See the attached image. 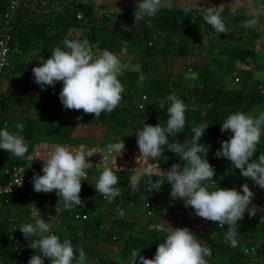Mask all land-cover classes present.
Returning <instances> with one entry per match:
<instances>
[{"label": "trees", "instance_id": "obj_1", "mask_svg": "<svg viewBox=\"0 0 264 264\" xmlns=\"http://www.w3.org/2000/svg\"><path fill=\"white\" fill-rule=\"evenodd\" d=\"M9 1L0 0V32L5 26L3 19L5 20ZM260 2L259 22L253 26L249 25V20L245 24L229 20L230 10L221 13L211 8L192 12L174 6L162 10L154 17L156 9L129 4L118 13L98 16L97 8L84 2H24L11 22L12 57L23 56L31 48L37 51L39 61L45 62L55 54L60 55L64 66L55 77L63 81H59L63 88L68 85V90L60 95L58 88L50 85V77L46 72L48 80L41 84L38 83V74H33L34 86L26 82L30 78V70L20 76H13L14 87L0 94V184L8 182L13 167L30 166L31 160L27 159V154H31L35 146L40 144L38 141L48 137L66 143L72 140L78 146L91 145L93 148L107 149L127 147L136 150L141 139L146 136L145 129H138L141 126L133 124L125 139L114 142L116 137L111 136L121 127L129 130V123L137 119L145 123L157 119H175L187 125L190 131L194 128L198 143L200 133L201 144L198 145V150L186 154L185 167L188 170L182 188L170 195L158 186L163 191L161 193L165 196L166 203L176 199L177 195L192 194L197 199L204 195L205 190L211 191L212 188H215L213 192L216 193L222 182L235 185L233 178L226 177L229 172L247 173L248 169L258 170L255 160L257 154L264 155V142L261 141L264 137V123L254 124L248 122L246 117L264 111V43L261 44L263 52L257 51L261 35L264 37V27H259L264 25V0ZM62 3H65V8ZM194 13L196 19L193 21ZM79 15L83 18L78 19ZM154 24L180 26L182 30L193 28L190 34L173 31L153 39V32L147 27ZM213 37L228 46L220 50L209 64L187 63L196 77L191 79L174 74V57L186 60L194 54L190 44L193 38H197L196 45H200L203 41L211 43ZM81 42L86 43V50L83 52L76 50V45ZM137 42H145L140 71L125 68L122 73H118L114 60L106 61V56L110 52L131 53L128 48ZM182 46L186 50L183 51ZM98 54L105 61L101 60L100 66L96 68ZM228 57L227 71H224V63L219 58ZM152 64L157 65L153 70L150 68ZM16 67L8 68L6 75ZM112 76L118 80L107 93L106 79ZM141 76L143 79L140 81ZM229 79L235 80V85L230 86ZM21 80L23 88L19 86ZM37 84L42 85V90L35 92ZM140 89L142 90L138 93ZM34 94L40 100L48 95L49 106H57L61 111V120L53 123L49 130H37L38 120H32V116L13 118L15 107L27 111L30 107L36 108L39 103L44 104V101L33 103ZM138 94L140 102L136 105L134 100ZM107 97L111 98V105L105 103ZM94 99L101 102L94 106L90 104ZM14 119H17L19 126L11 124ZM5 123L8 124L6 129ZM100 126L105 130L101 132L98 128ZM77 127L84 132L79 137L75 134ZM95 128L100 134L98 139L88 134L90 129ZM250 132H255L256 141H261L256 144L260 151L255 148V142L248 143L251 139ZM220 157L226 162H235L236 168L227 167ZM210 162H214L218 169L211 172ZM83 173L87 177L79 178L78 175L81 177ZM258 174L257 171H248L247 176L256 177ZM131 175L132 173L120 170L93 169L89 166L84 171L70 170L65 184H42L35 201L38 212L34 214V228H40L46 223L48 215L45 207L52 205L51 192L59 194L60 201L56 205L61 210L57 218L61 231L56 229L53 242H44L47 236L44 229H33L28 242L24 236L14 231L13 224L17 223L15 210L32 205L26 189L1 197L0 264H107L110 257H114L118 264H135L137 257L140 259L139 264H148V254L152 251L156 254L163 248V251L168 249L178 253L180 264H212L211 259L216 251H228L230 255L234 253L228 258L233 263L236 261L234 257H247L243 253L238 255L236 251L233 252V243L223 240V231L214 239H210L209 235L212 233L207 232L206 237L202 238L207 242L205 246L198 241L194 245H188L185 241H190L189 227L184 216L182 220L175 218L179 220L181 229L172 230L173 235L169 238L160 235L163 231L153 225L156 224L153 220L137 224L127 221L128 218L122 220L119 216L114 217L116 211L118 214L122 209H133L137 204L134 199L123 197V194H129L125 188ZM157 177L156 174L139 181V188L149 185ZM159 203L156 198L154 207L158 215H162L165 207H169L172 214L176 210L186 211L188 218L192 215L190 212H198L195 207ZM29 213L30 211L28 215ZM79 214L87 215L86 219H77L76 215ZM248 222L243 225L246 226ZM79 231H83L84 236H78ZM62 232L68 235L67 238H64ZM253 232L246 235L254 236ZM260 234L258 231V235ZM47 244L49 246L46 248ZM262 247L264 248L263 242ZM189 251L193 254H189ZM162 261L163 264H168L170 258L163 256Z\"/></svg>", "mask_w": 264, "mask_h": 264}, {"label": "rangeland", "instance_id": "obj_2", "mask_svg": "<svg viewBox=\"0 0 264 264\" xmlns=\"http://www.w3.org/2000/svg\"><path fill=\"white\" fill-rule=\"evenodd\" d=\"M66 3L68 4H79V3H87L90 5H93L95 8H97L98 16H101L103 14H109V13H118L119 11H123L124 7L131 4V6L135 7H147V8H153V9H161V8H171L174 6H177L180 9H184L187 11H192V12H201L203 9L206 8H211L212 10H219L221 13L230 10V15H229V20L236 21L239 24H245L247 20H249V25H257L259 22L258 18V12L261 7V2L260 0H65ZM63 8H65V3H62ZM78 19H82L83 16L79 15L77 16ZM196 19V14L194 13L193 16V21ZM198 20V19H197ZM199 21V20H198ZM264 27V25H260L259 27ZM245 27V26H242ZM241 27V28H242ZM151 32H153V35L151 38L157 39L161 38L163 34L168 33V32H181L183 34H190L193 27L187 30L182 28L180 26H175V27H169V26H164V25H150L147 27ZM238 28H240L238 26ZM181 30V31H178ZM198 42L197 38H193L192 41H190L191 44V49H193L194 54L190 55L186 58H177L174 57V64L176 68V72L174 74H180L182 76H186L188 78H194L196 75H194V72L192 71L191 68H189L187 63H192V64H197V63H207L209 64L210 60L215 59L218 56V52L222 50L223 48L227 47L228 44L226 43H221L216 40L215 37H213L212 42L208 43L207 41H203L202 44L196 45ZM264 43V37L261 35V38L258 41L259 47L257 48V51L263 52L261 44ZM145 46V42H137L135 45H133L131 48H128L131 52L129 53L126 51H123L121 55L114 57L111 55L106 56V61H118V60H125L126 61V67L129 70H133L136 72L140 71V64L142 62L141 57L144 56L143 48ZM39 47V46H37ZM46 48V46L44 45ZM51 48V45H50ZM158 48V47H157ZM181 49L184 51L186 50L185 46H182ZM76 50H86V43L81 42L76 45ZM37 51L35 49H29L25 54L23 53V56H16V58L12 57V54L10 56V62H11V69L13 67H16L17 65H20L19 67H16L11 73L7 74L5 78V83L2 85L0 91L3 94L6 92L8 89L10 90L12 87H14L13 84V76L17 77L20 76L21 74L29 71L30 78L26 79L27 84L29 83L30 85L34 86L33 84V74H38L39 79L38 83L41 84L44 82V80L47 79L45 76V72L47 70H51L55 74H58L59 69L63 68V58L55 54L49 58V60L44 61H39L36 57ZM103 56H100V54L97 55L96 57V68L100 66L101 60L105 61V58ZM230 57V56H229ZM228 58H219L220 62L224 63L223 65V70L227 71L226 63L228 61ZM133 61L135 63L133 64ZM132 62V63H131ZM21 64L22 67H21ZM63 65V66H62ZM32 66V67H31ZM37 67V69L35 68ZM157 65H153V68H156ZM183 67V68H181ZM172 73V72H171ZM52 75V78L50 77V85H53V82L55 81L58 84L59 87V92L64 95V90H68V85L66 88H63L62 85L59 83L62 82V80H59V77H55ZM143 79L141 76L140 81ZM48 80V79H47ZM66 83V81H64ZM10 83V84H9ZM228 84L230 86L235 85V80L229 79ZM17 86V85H16ZM19 86L23 88V82L22 80L19 82ZM42 90V85L38 86L35 89V92L41 91ZM142 89L138 90V93L141 92ZM35 98H32L33 103H39L40 101L43 102L44 104H38L36 108H32L27 111H23L21 108H14L13 110V118L16 117H25L28 118L32 116V120H38L37 124V130L42 129V130H49L53 123L60 121L61 120V111L57 109V106L50 107V97L48 95H45V98L38 99L37 94H34ZM61 95V94H60ZM101 100H91L90 104H94V106H97L98 103H100ZM140 102V94H138L135 97L134 103L136 105ZM105 103L107 105L112 104L111 98H106ZM163 105V104H162ZM45 106V107H44ZM49 106V107H48ZM248 122H252L254 124L258 123V117L257 115H251L246 117ZM144 123L143 120H140L139 123L136 121H132V123H129V130L126 128L121 127L120 130L117 133H113L111 138L116 137L114 142L117 139H125L126 138V133L129 131L130 132V127H133L132 125L134 124L136 127L142 126ZM12 125L18 124L17 119H14L11 121ZM111 126H107V128H110ZM99 130L102 132L105 130L103 126L98 127ZM78 131H76L77 137L83 135V129L78 128ZM89 135L93 136L95 139L99 138V133L97 128L95 129H90L88 132ZM116 134V136H115ZM251 139L248 140V143H253L255 142L254 146L257 150H261L260 147L256 144H260L261 141L264 142V137H262L261 141H256L255 137L256 134L255 132H250ZM134 135H132L131 138H133ZM128 139V136H127ZM36 140V138H35ZM40 144H37L31 154H27L29 158L28 160H31V165L26 167L27 168V175L29 177V186L30 189L28 191V199L32 201V205L28 206L27 208H17L15 211L17 213V223L13 224L14 225V231L18 233L20 236H24L26 241L28 242L30 240V234L32 233L34 229V214L35 212H38L36 209V200L38 199V188L42 185L45 184V176L44 175H63V177H69L70 170H86L91 166L93 169L95 168H100V169H127V167L132 166L134 167L139 174L145 172L148 170V166L151 163L150 159L151 158H158L157 154L155 152H147V159H143L144 155L137 151V150H129L126 154L125 150H119L118 152H110L107 151V148H102L100 147H92L91 145L88 146H78L74 142L66 143L63 141H59L58 139H53L51 137L42 139L41 141H38ZM222 157V156H221ZM220 159L223 161V163L232 169L236 168L235 162H226L223 160V158ZM134 161H137L134 165ZM34 162L37 163H49L48 166H39L38 169H34ZM256 162V168L258 170H250L248 169L249 172H258L259 174L256 177L253 176H246V171L239 172V173H228L227 178H233L236 181L235 185H230L229 182H222L220 184L219 190L214 193L213 191L215 188L211 189V193L215 195H224L221 189L226 190V194H230L232 200L235 203L239 202L240 208H231L227 210L224 214L225 219H227L231 224L229 225V228L234 230L232 227V224L235 220V217L238 216V210L239 213H243V209L246 207V215L248 214H253L254 208L259 205V204H264V155L262 154H257V158L255 160ZM130 163V165H129ZM215 165V164H214ZM54 166V167H52ZM216 166V165H215ZM218 167L216 166V170ZM68 170V171H66ZM151 171V170H148ZM247 171V173H248ZM184 176V175H181ZM254 179L256 182H254ZM68 181V180H67ZM144 188H148V186H144ZM52 198L50 203L52 205H48L45 207V213L50 217L51 220H47V229H55L54 231L60 230V224L56 218L58 216V212L61 210L59 208H54L56 204L60 201V195L57 194L56 192H51ZM249 194V195H247ZM129 197L131 199H134L136 201V206L133 209H122L120 212L117 211L114 214V217L119 216L120 219L125 220L130 222H135L137 224L141 223H146L150 219L143 213V200L140 199L138 196L133 195L131 193L129 194H123V197ZM44 198V195L42 196ZM249 202L246 205V201ZM177 198L171 200V202H168V204L174 203V205L180 206V203L183 201H186V196H180L179 197V202L177 203ZM158 201L160 203L166 202L165 197L159 192V197ZM260 202L257 204V202ZM49 210L51 213H49ZM28 211H30L28 215ZM105 212V210H103ZM146 211V210H145ZM55 212V214H53ZM147 212V211H146ZM50 214V215H49ZM182 216L186 217L188 220V227H189V240L185 241L188 245H194L196 244V241H198L202 245H206L207 242L206 240H202V238L206 237V234L209 229H216L215 225L213 224L212 217L205 218L204 217V211L202 212V215L199 212H194L191 215V220H194L195 222L192 223L191 220L189 221L190 218H188V215L186 214V211H181L178 210V212L172 214L170 212L164 213L163 219L159 220V222L162 224L161 225V233L160 235H163V237L168 236L170 237V233L173 231L170 230L168 226H171L172 230H179L181 229V225L179 220H182ZM131 217V218H130ZM133 218V219H132ZM175 218H178L179 220H176ZM137 221V222H136ZM155 221H157L155 219ZM207 222H210L209 226ZM159 223V224H160ZM38 224V221H37ZM228 225V224H227ZM237 226V225H236ZM227 226H224L225 228ZM221 228V229H223ZM220 229V230H221ZM261 232V231H260ZM56 233V232H55ZM63 233V232H62ZM203 233V235H202ZM263 234V235H262ZM64 238H67L68 235L66 233H63ZM228 238H231V235L227 234L225 235ZM127 237V235H126ZM125 237V239H126ZM164 237V238H165ZM251 237V236H249ZM260 240H264V228L263 232L259 235ZM56 236L53 238L55 239ZM53 239L50 242H53ZM124 239V241H125ZM241 238L236 236V240L239 242ZM164 241V239L162 240ZM34 242V241H33ZM213 242V241H212ZM251 245L257 246L258 242H253ZM247 246H250L248 244ZM31 248V246H30ZM30 250V249H29ZM32 251V248L31 250ZM29 251V252H30ZM116 251V250H115ZM113 251V253L115 252ZM225 253L223 254L220 251H216L215 254L213 253V262L212 264H249V258L244 257V259H241L240 257H234L233 259H236L235 263L229 261V257H231L233 254L230 255L228 251H224ZM232 252V251H230ZM189 254H193L192 251H189ZM172 255V252H170L168 249L164 251V256L165 257H170ZM143 261V260H141ZM116 263L114 257H110L109 261L107 264ZM147 263H152V262H157L156 254H154V251H152L150 254H148L147 257ZM140 259L137 257V261H135V264H139ZM119 264H123L119 263Z\"/></svg>", "mask_w": 264, "mask_h": 264}, {"label": "clouds", "instance_id": "obj_3", "mask_svg": "<svg viewBox=\"0 0 264 264\" xmlns=\"http://www.w3.org/2000/svg\"><path fill=\"white\" fill-rule=\"evenodd\" d=\"M26 1L27 0H24L23 2L20 3V7L14 16V19L16 18L22 4ZM10 2H11V0L9 1V3L7 5V9L9 7ZM139 7H142V6H139ZM143 8H147V7H143ZM7 9H6V11H7ZM151 9H153V8H151ZM164 9L165 8L156 9V11L154 12V17H156L158 14H160L162 12V10H164ZM131 53H133V52H131ZM108 55L117 57V56L121 55V53L110 52ZM114 62L116 64L115 69L118 73H122L124 71V69L127 68L125 60H118V61L114 60ZM153 65L154 64L150 65L151 69L153 68ZM116 80H118V78H114V76L108 77L106 79V85L105 86L107 87V93L111 90L112 84H114V82ZM60 83H63V81ZM53 86L57 87L55 82H53ZM60 94H62V93H60ZM253 115H255V114H253ZM256 115L258 117V123H264V111H260ZM137 120H136V122L139 123L140 119L138 121ZM138 127H140V126H138ZM138 129H145L146 130V136H145V138L141 139L140 146L136 150L141 152L144 155L143 159H147V155H146L147 152H155L157 154V157H158V158H151L150 159L151 163L149 164V166H154L156 168H159L161 171H163L165 173L175 174L179 177H182L181 175H186V171L188 170L185 167L187 164L186 154L187 153H194L198 150V145L201 144L200 143V133H198V138H199V143H198L197 134H196V131L194 130L193 127H192V131H190V129L188 128L187 125H183V124L179 123L177 120L170 119V118L163 119V120L157 119V120L150 122V123L144 122L142 124V126ZM129 150H131V149H129ZM173 159H175L176 161H173ZM210 170H211V172L216 170V166L214 165V162H210ZM246 176H247V173H246ZM132 186L137 188L138 185L136 182H134L132 184ZM19 190H23V189H19ZM205 192H208V191L205 190L203 192L204 195L201 196L200 198L197 197V199H194V196H193V200L196 203H200V201H204ZM180 196L182 197L184 195H177L176 198L178 199ZM215 197H216V203H218L219 200L227 202L225 205H223V207H224L223 213H221L217 216H214L212 211H210L209 209H207L206 207H203V206H201L198 209V212L202 215V212L204 211V217L205 218L210 217V215H211L212 220H213V224L215 225V227L217 229L218 226L216 224H218L219 222H224L225 223L224 226L229 225V221L224 218V214L227 210H229L231 208L232 205L226 199V197L223 195H215ZM147 199H148V196L145 198V208L147 211L146 214L148 216H150L148 218L150 220H155V219L160 220L162 217H161V215L157 214L155 207H154V204L156 203V199L151 197L152 204L149 207L146 206ZM177 201H179V200H177ZM56 208H58V207H56ZM57 218H58V216H56L55 219H57ZM47 220H51L49 216L47 217ZM47 220H46L45 225H43L44 227L47 226ZM207 224L209 226L210 222H207ZM154 226L158 230H160V228H161V225L159 223L154 224ZM223 229L217 230V231L221 232ZM44 230L47 233V236H46L44 242H49L56 236V233L53 232L54 231L53 229L48 230L45 228ZM34 231H39V228H34ZM35 241H38V239H35Z\"/></svg>", "mask_w": 264, "mask_h": 264}, {"label": "crops", "instance_id": "obj_4", "mask_svg": "<svg viewBox=\"0 0 264 264\" xmlns=\"http://www.w3.org/2000/svg\"><path fill=\"white\" fill-rule=\"evenodd\" d=\"M46 73H47V76L48 77H51V78H52V75H54V76L57 75L54 72H52L50 69L47 70ZM56 85H57V88L59 89L57 83H56ZM99 136H100V134H99ZM100 149H102V148L100 147ZM119 150H125L126 151V154H128L127 152L129 151V148H127V147H120V148H115V149H107V151H110V152H118ZM136 162L137 161H134L133 160L134 165H136L138 163V162L137 163ZM44 165L48 166L49 163L47 164V163L42 162L40 164V163L34 162V169H38L39 166H44ZM129 165H130V163H129ZM52 167H54V166H52ZM113 170H116V169H113ZM148 170H151V171H148ZM148 170H146L145 172L139 174L137 172V170L134 167H132V166L127 167V169H120V171H122V172L132 173L130 182L128 183V185L125 188V190H126V192L131 193L133 195H136L140 199L143 200V208H144L143 212H144V214L146 216H147V214H146V211H145L146 210V208H145V198L148 196V194H151L154 199L158 198L159 197V192L160 193L163 192V191H161L158 188V186H159V187H161L164 190V192H167L170 195H173V194H175L177 191H179L182 188L181 185H182V183H183V181L185 180V177H186V175H184L182 177H179V176H177L175 174L165 173V172L161 171L159 168H156L154 166H148ZM66 171H68V170H66ZM235 173H239V172H235ZM156 174L158 175V177L155 178V179H153L152 182L149 185H143L140 188H139V186H137V188H135V187L132 186V184L134 182H136L137 185H138V182L139 181H141L143 179H146V178H149V177H153ZM45 176H50V175H45ZM59 176H63V175H59ZM231 179H232V177H231ZM144 186H148V188H144ZM202 187H204L203 184H202ZM221 191L224 194L223 196H225L226 199L232 205L231 208H233V207L234 208H237V209L240 208L239 202L238 203H235L232 200V198L230 197L232 195L226 194V192H225L226 190H224V189H221ZM247 195H249V194H247ZM248 202H249V199H248V201H246V205L248 204ZM259 203L260 202L258 201L257 204H259ZM164 204L167 205L166 202H164ZM159 205H161V203H159ZM170 205H174V203H171ZM154 206H155V204H154ZM56 207H58V205L54 206V208H56ZM246 207L247 206H245V208L243 209V213H242V209H240L241 210V213H239V210H238V213H237L238 216L235 217V220H234V222L232 224V227L234 228V230H232L231 228H229V225L231 224L230 222H229V225L222 230L223 233H224L223 234V240L232 242L233 244H232L231 247H233V252L236 251V253L238 255L240 253H243V252L239 251V249L241 248V246H247L248 244H250V246H254V245H251V243H253V242L260 243V242L263 241V240H260L259 239L260 237L258 235V231L263 232V228H264V213H263L264 204L261 203V204L257 205L254 208L253 214H248V215H246V210H245ZM165 211L171 213V209H169V207L163 208V213L161 215V217H162L161 219H163V216H164ZM176 212H178V210H176L175 213ZM238 219H240V221ZM150 221H152V220H150ZM153 222L156 223V224L160 223L158 219H157V221L153 220ZM246 222H248V224L246 226H244L243 224L246 223ZM160 225H162V224L160 223ZM168 227L172 231L171 226H168ZM45 228L46 227H44L42 225L39 228V230H42V229H45ZM48 230H50V229H48ZM53 230H55V229H53ZM251 231H254L253 232L254 233V236L249 237V235H246V233H250ZM256 231H257V234H256ZM53 232H55V231H53ZM208 232H211L212 233L211 235H209V238L210 239L217 238L220 235V232H217L214 229H209ZM226 233L229 234V235H231V238L226 237L225 236ZM77 235H78V233H77ZM172 235H173V233L171 232L170 233V237ZM235 235L237 237L241 238L239 242L236 240V236ZM211 241H213V240H211ZM163 249H161L160 251L158 250L156 252L157 262L156 263L155 262H152V263H148V264H163V261H162V257L164 256ZM170 252H172V251L170 250ZM221 252L223 254L225 253L224 251H221ZM178 256H179L178 253L172 252V255H170V257H169L170 258V262L168 264H180L179 257ZM247 258H249V256H247ZM212 262H213V256H212V259H211V263ZM248 263H250V258H249Z\"/></svg>", "mask_w": 264, "mask_h": 264}, {"label": "built area", "instance_id": "obj_5", "mask_svg": "<svg viewBox=\"0 0 264 264\" xmlns=\"http://www.w3.org/2000/svg\"><path fill=\"white\" fill-rule=\"evenodd\" d=\"M24 0H11L9 7L7 11L5 12V26L2 28V31L0 32V89L2 85L5 83V78H6V73L7 69L11 67V62H10V56L12 53V48H11V43H12V27H11V22L14 20V16L17 13L20 3L23 2ZM1 94V91H0ZM7 123L4 124V128L7 127ZM10 178L8 182L0 184V198L1 197H7L12 195L15 191L19 189H26L27 192L30 189L29 186V177L27 175L26 168L24 166H15L12 168L10 171ZM79 178H86L87 175L83 173ZM69 177H63V176H56V175H51V176H45L44 180L46 181L45 183L48 184H65ZM152 195L148 194V199L146 202V206L149 207L152 204ZM179 201H177L178 203ZM227 202L219 200L218 203H216V197L214 194L211 192H205V197L204 201H200V203H196L193 200V195H187L186 196V201H183L180 203V205H185L195 208H200L201 206L206 207L210 211H212L214 216H217L224 211L223 205H225ZM61 212V211H60ZM58 212V216L60 214ZM194 212H190V214H193ZM87 215H76L77 219H82L85 220ZM218 226V230L224 227L225 223L224 222H219L216 224ZM79 236H84L83 231L78 232ZM264 244V240L262 241ZM262 242L258 243L257 246H241L239 251L243 252L245 255L249 256L250 258V263L249 264H260L262 261V264H264V248L262 247ZM49 245H46V248ZM261 255V256H260Z\"/></svg>", "mask_w": 264, "mask_h": 264}, {"label": "water", "instance_id": "obj_6", "mask_svg": "<svg viewBox=\"0 0 264 264\" xmlns=\"http://www.w3.org/2000/svg\"><path fill=\"white\" fill-rule=\"evenodd\" d=\"M260 264H262V261L260 262Z\"/></svg>", "mask_w": 264, "mask_h": 264}]
</instances>
